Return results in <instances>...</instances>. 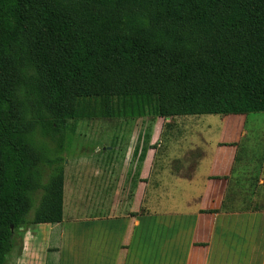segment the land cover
<instances>
[{
  "label": "trees",
  "instance_id": "obj_1",
  "mask_svg": "<svg viewBox=\"0 0 264 264\" xmlns=\"http://www.w3.org/2000/svg\"><path fill=\"white\" fill-rule=\"evenodd\" d=\"M253 113L264 0H0V264L21 229L63 220L70 120Z\"/></svg>",
  "mask_w": 264,
  "mask_h": 264
},
{
  "label": "crops",
  "instance_id": "obj_2",
  "mask_svg": "<svg viewBox=\"0 0 264 264\" xmlns=\"http://www.w3.org/2000/svg\"><path fill=\"white\" fill-rule=\"evenodd\" d=\"M225 116L214 145L148 150L129 132L76 162L74 177L64 168L63 220L28 226L30 251L51 250L49 264H221L229 230L264 228V120Z\"/></svg>",
  "mask_w": 264,
  "mask_h": 264
},
{
  "label": "rangeland",
  "instance_id": "obj_3",
  "mask_svg": "<svg viewBox=\"0 0 264 264\" xmlns=\"http://www.w3.org/2000/svg\"><path fill=\"white\" fill-rule=\"evenodd\" d=\"M246 116L250 120H264V113H253ZM226 117L224 115H200L164 119L155 115H147L142 118H104L95 115L70 120L67 123L66 138L63 145L65 151L63 157L66 160L64 168H68L66 170L68 177H74L79 169L76 162L89 157L96 148L122 144L127 138L128 134L126 133L129 132L141 133V139L142 137L145 138V145L148 150L163 147L172 148L174 145L194 146L199 144L198 147H202L206 142L214 145L221 136V125L227 119ZM260 126H264V123ZM251 129L252 127L249 126L248 130ZM254 130H262L261 132H263L264 128L256 127ZM159 132H162V138L153 140V137ZM257 133L259 134V132ZM38 138L41 139V136ZM42 140H38L39 150H45L43 155L46 158L54 159L56 157V145L46 140L47 145L43 149L42 144L45 141ZM67 163L69 165H66ZM48 166V164L44 166L45 173L51 170ZM80 169H84V167ZM159 169L157 167L154 173H157ZM164 182L151 181L148 184V190L166 191L174 187L166 185ZM42 193V191L39 192L36 206L39 204ZM185 210L187 211V207ZM34 211L35 209L30 213L31 216ZM26 229L27 227L16 233L14 248L8 255L6 264H46L50 261L47 260L46 253L49 255L51 250L45 251L40 256H36L30 251V246L23 236L26 234ZM225 236L226 240L222 241L225 254L221 258V264H234L235 261L237 264H264V228L262 226L256 225L254 228L244 229L239 233L231 229Z\"/></svg>",
  "mask_w": 264,
  "mask_h": 264
}]
</instances>
